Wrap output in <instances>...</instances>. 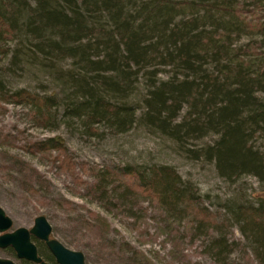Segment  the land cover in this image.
<instances>
[{
    "label": "trees",
    "instance_id": "16d2710c",
    "mask_svg": "<svg viewBox=\"0 0 264 264\" xmlns=\"http://www.w3.org/2000/svg\"><path fill=\"white\" fill-rule=\"evenodd\" d=\"M263 1L0 0V62L38 59L36 65L61 87L47 94L10 91L2 79L7 68L0 67V104L24 107L34 124L48 129L61 111L91 135L99 127L124 133L137 122L186 156L212 163L225 181L248 175L264 185ZM242 38L247 41L239 43ZM64 61L69 67L58 68ZM138 78L144 92L133 103ZM206 135L214 137L186 146ZM27 149L67 167L78 180L60 138L37 140ZM51 151L57 154L51 157ZM15 164L34 173L26 162ZM91 177L89 200L131 220L132 229L142 224L146 202L159 213L165 236L183 224L189 241L200 239L208 264H264L262 199L229 204L218 217L169 165L97 168ZM90 215L93 223L81 220L83 228L99 240L108 224ZM231 226L239 237H232ZM145 236L151 241V234ZM32 240L39 255L50 256ZM119 250L129 251L134 263L151 264L132 246L121 243ZM235 251L242 255L238 261L230 259Z\"/></svg>",
    "mask_w": 264,
    "mask_h": 264
},
{
    "label": "rangeland",
    "instance_id": "374dc122",
    "mask_svg": "<svg viewBox=\"0 0 264 264\" xmlns=\"http://www.w3.org/2000/svg\"><path fill=\"white\" fill-rule=\"evenodd\" d=\"M245 41L247 39L242 38L239 43ZM33 60L35 62L30 60L28 65H10L8 57L2 59L0 67L7 68L2 76L5 88L10 91L23 88L38 94L58 92L61 88L58 81H53L39 64L36 65L38 59ZM57 67L68 68L69 61ZM164 75L161 72L159 76ZM138 80L134 96L129 100L133 103L144 92L142 79ZM51 121L49 129L39 127L26 115L24 107L0 104V208L11 219L10 229L29 228L35 216L43 215L51 226L50 236L68 249L81 251L84 264H139L131 261L129 251L119 250L121 243L140 251L151 264H208V258L201 252V240L189 241L182 224L177 226L175 235H168L170 241L161 231L163 222L159 213L146 202L141 204L144 209L142 224L139 229H132L131 220L89 200L85 186L91 182V174L97 168L116 170L123 166L169 165L182 181L197 189L200 202L218 217L225 215V206L229 204L264 201V185L252 176L225 181L216 174L212 163L186 156L171 140L137 122L124 133L99 127V133L91 135L76 120L63 117L61 111ZM52 136L61 139L62 156L68 159L78 180L70 175L67 167L59 168L57 161L27 149L30 143ZM213 137L206 135L186 146L196 148ZM9 142L13 145H8ZM55 154L50 152L51 157ZM16 159L26 162L34 173L22 172L15 164ZM90 212L108 224L109 229L99 240L83 228L81 220L93 223ZM230 231L233 238L239 237L235 226H231ZM146 233L152 235L151 241L145 240ZM240 256L235 251L230 259L238 261ZM0 257L20 262L8 248H0Z\"/></svg>",
    "mask_w": 264,
    "mask_h": 264
},
{
    "label": "water",
    "instance_id": "95a60500",
    "mask_svg": "<svg viewBox=\"0 0 264 264\" xmlns=\"http://www.w3.org/2000/svg\"><path fill=\"white\" fill-rule=\"evenodd\" d=\"M11 219L0 208V248L9 247L18 259H24L37 264H48L41 261L37 255L30 236L41 241L57 264H84L81 251L68 249L58 240L51 237V226L43 215L33 218L29 228L16 227L10 229ZM0 264H16L8 258L0 257Z\"/></svg>",
    "mask_w": 264,
    "mask_h": 264
},
{
    "label": "flooded vegetation",
    "instance_id": "af4514ba",
    "mask_svg": "<svg viewBox=\"0 0 264 264\" xmlns=\"http://www.w3.org/2000/svg\"><path fill=\"white\" fill-rule=\"evenodd\" d=\"M32 239H35V240H37L36 238H34V237H32V236H30V240L34 243V245H35V242L32 240ZM37 241H39V240H37ZM39 242H41V241H39ZM42 243V242H41ZM42 245H43V243H42ZM44 246V245H43ZM35 247H36V245H35ZM5 248H9V247H5ZM11 249V248H10ZM44 249H45V251L50 255V253L47 251V249L45 248V246H44ZM36 250H37V247H36ZM37 255L40 257V259H41V261H43V262H45V263H48V264H57L56 262H55V259H54V257L53 256H41V255H39L38 254V251H37ZM12 256L13 257H15V255H14V253H13V251H12ZM16 258V257H15ZM17 260H19L20 262L19 263H16V264H37V263H33V262H31V261H28V260H24V259H18V258H16ZM83 261H84V259H83Z\"/></svg>",
    "mask_w": 264,
    "mask_h": 264
}]
</instances>
